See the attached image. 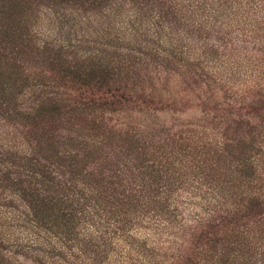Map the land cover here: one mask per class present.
I'll return each instance as SVG.
<instances>
[{
	"label": "rangeland",
	"instance_id": "1",
	"mask_svg": "<svg viewBox=\"0 0 264 264\" xmlns=\"http://www.w3.org/2000/svg\"><path fill=\"white\" fill-rule=\"evenodd\" d=\"M160 1L0 0V133L7 138L3 140L9 143L6 147L0 141V194L9 197L8 205H15L21 194H29L30 199H37L36 189L39 187L35 181L16 173L18 170L27 173L24 168L31 166L28 160L23 159L25 154L19 150L22 147L25 150L35 147L45 158L41 160L42 165L50 167V170L84 176L83 181L87 186L99 192L100 185H107L102 179L117 180L114 175L118 174L114 166L115 156L127 162L131 159V163L139 165L151 163L149 159L155 152L160 154L171 150L177 157L181 174H192L190 169L185 168L192 162L197 166L193 167V173L197 174L199 182L205 179V183L215 187L222 197L233 191L248 189V185H242L244 175L237 171L236 154L229 153L226 148V136H231V130L227 127L232 124V119L259 120L263 111L241 103L236 95V92L242 93L240 89L244 85L241 81H244L245 75L228 79V83L236 84L233 87L215 74L217 67L226 70L225 74L231 72V68L226 66L231 65L227 64L229 56H223L211 67L213 62L207 65L206 57L187 62L182 60V55H176L166 56V60L156 56L152 50L138 46L136 42L131 41L128 45L125 40L114 37H97L100 26L114 28L118 26L115 25L118 21L126 24L140 17L151 19L155 13L152 9ZM163 1L166 3L168 0ZM204 2L206 4V0ZM115 3L123 6L109 11V7ZM203 15L206 16V10ZM239 22L232 20L230 26L224 27L228 35L237 39L245 32L249 40L256 38L253 37L257 34L252 32V28L258 24L257 20H246L242 27ZM259 35L264 37L263 33ZM258 40L259 36L256 42ZM106 42L110 43L109 46H105ZM61 43L64 44L63 49L61 46L55 47ZM48 46L57 50L47 49ZM97 63L107 67L101 74L106 81L102 86L98 85L102 90L99 95H106L110 101L102 110L77 109L75 99H80L79 94L88 88L77 90L82 83L77 82L75 75L77 72L80 75L88 73ZM239 78L242 80L239 81ZM41 90L48 91L50 97L55 99L58 111L29 113L34 104L33 94ZM206 142L212 144L206 146ZM262 153L258 156L264 159ZM33 170L44 171L41 166H34ZM255 183L264 192V174ZM233 185L240 186L241 190ZM206 191L204 186L193 196L180 191L184 197L189 196V199L182 198L188 202L183 208L180 207L184 210V217L192 219L196 214L203 216L205 209L210 210L204 199ZM235 201L239 199L234 197L231 203ZM39 202L44 218L56 221L58 213L52 210L51 204ZM12 210L0 207V216L2 213L9 215ZM260 214L261 210L253 214V223L249 218L241 222L252 223L245 227L251 231V238L261 235L264 230V214ZM180 215L176 213L174 224L177 226L171 228L177 232L176 235L165 231L164 238L157 245L160 247L156 248L153 256H148L142 262L130 260L125 253L127 247H114L100 256L102 264H170L164 251L174 252L171 249L175 246L174 242L180 244L185 239L194 241L185 235L184 229L179 230L181 226L177 222L181 220ZM61 221L59 219L57 222ZM6 222L7 217L0 218L1 241L9 247L7 255L12 261L16 264L17 260L22 264H34L32 259L37 261L36 258H42L37 254H27L30 257L27 259L25 248H17L12 243L21 238L25 246L30 245L25 239L28 231L19 228L18 223ZM133 228L135 232L138 230L137 240H144V236H156L155 227L146 229L138 223ZM226 229L223 227L221 232L224 233ZM214 230L215 227L210 228L211 239L215 238ZM231 233L228 230L221 236L216 233V236L226 237ZM6 238H9V242H6ZM195 249L196 252L202 251L201 247ZM0 254L6 253L2 249ZM133 257H137L136 254ZM45 260L48 259L44 257L41 261Z\"/></svg>",
	"mask_w": 264,
	"mask_h": 264
},
{
	"label": "trees",
	"instance_id": "2",
	"mask_svg": "<svg viewBox=\"0 0 264 264\" xmlns=\"http://www.w3.org/2000/svg\"><path fill=\"white\" fill-rule=\"evenodd\" d=\"M119 6L123 5L112 4L109 11ZM152 10L155 13L151 19L140 17L135 22L126 24L118 21L115 23L118 26L114 28L100 26L97 37L102 39L114 37L117 40H125L128 45L133 41L166 60H168L166 56L176 55H182V60L187 62L200 61L206 57L207 65L210 66L213 62L211 67H214V62H219L223 56H229L227 64L231 65L226 66L231 68V72L225 74L226 70L217 67L215 74L233 87L236 84L228 83L227 80L240 74L245 75L244 81L239 78L244 85L240 89L242 93L236 92V95L241 99V103L245 102L247 106L261 108L263 111V116H259V120L232 119V124L227 127L231 130V136H226V148L229 153L236 154L237 171L244 175L242 185H248V189L241 190L240 186L233 185L241 192L233 191L222 197L215 187L205 183V179L199 182L197 174L193 173V167L197 166L192 162L185 167L190 169L192 174H181L177 166V157L171 150L162 151L160 154L155 152L149 159L151 163L139 165L131 163V159L127 162L115 156L114 166L118 174L114 175L117 180L102 179L107 185H100L99 192L87 186L83 181L84 176L50 170V167L42 165L41 160L45 158L35 147H32V150H25L22 147L19 150L25 154L23 159L28 160L31 166L30 169L24 168L27 173L19 170L16 173L35 181V185L39 187L36 189L37 199H30L29 194H21L15 205L12 203L8 205L9 197L0 194V207L13 209L9 215L2 213L0 218L2 220L7 217V222L18 223L19 228L28 231L25 239L30 245L25 246L22 243L24 239L18 238L12 243L15 247L25 248L26 255L37 254L48 259L41 261L42 258L35 257L38 260L32 259L34 264H102L100 258L102 254L111 248L121 246L123 249L127 247L125 253L130 260L145 261L148 256L156 254V248L160 247L157 245L160 239L164 238L165 231L169 230L176 235L177 232L171 228L177 226L174 224L177 212L181 214V220L177 222L181 226L179 230L184 229L185 235L194 241L185 239L180 244L174 242L175 246L171 247L174 252L164 251L165 256L170 259L168 260L170 264H264V230L261 235L251 238V231L245 228L252 225L253 214L260 210L261 214H264V192H261L262 187L255 183L264 174V159L261 155L258 156L260 152L264 154V37L259 35L264 34V0H206V4L204 0H168L166 3L161 0ZM204 10L206 16L203 15ZM252 19L258 21V24L253 26L255 28H252V32L257 34L253 37L259 36L258 42L256 38L249 40L245 32L240 34L241 37L234 39L224 29L225 26L231 25L232 20H238L242 27L243 22ZM43 42L46 43L44 40ZM109 44L106 42L105 46ZM63 45L61 43L55 47L61 46L63 49ZM47 49L54 48L48 46ZM229 50L231 51L227 53ZM105 70L107 67L104 64L97 63L84 75L77 72L75 75L77 82L82 84L76 89L88 88L79 94L80 99H75L77 109L106 108L110 99L106 95H99L102 92L100 88L106 81L105 76L101 75ZM33 96L37 101L34 98L30 114L46 110L53 113L58 111L59 107L55 105L56 101L50 97L48 91L41 90L38 94L35 92ZM2 136L0 133L3 145H9L3 140L7 138ZM207 144L210 146L212 142H206V146ZM34 166H41L44 171L33 170ZM203 186L207 188L204 199L208 202L210 210L205 209L203 216L196 214L195 218L187 219L180 207L188 204L187 200L182 198L189 199V196L184 197L180 191L183 190L193 196ZM247 191L252 193L248 194ZM234 197L239 201L231 203ZM3 201L6 203H2ZM39 201H47L51 204L52 210L57 211L56 221L44 218ZM12 202L14 203V199ZM247 218L252 223L247 221L242 224L241 222ZM59 219L62 221L57 222ZM138 223L146 229L155 227L156 236L154 238L144 236V240H137L138 230L135 232L133 227ZM213 227L215 238L211 239L210 228ZM223 227L227 228L224 233L228 230L232 233L226 237L216 236V233L220 236L224 234L221 232ZM2 234L0 231V252L3 249L6 254L0 256V264H16L7 255L9 247L2 244ZM6 242H9V238H6ZM200 247L202 251L196 252L195 248ZM135 254L137 257H133ZM26 258L30 257L27 255ZM17 263L22 264L18 260Z\"/></svg>",
	"mask_w": 264,
	"mask_h": 264
}]
</instances>
